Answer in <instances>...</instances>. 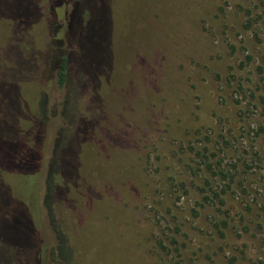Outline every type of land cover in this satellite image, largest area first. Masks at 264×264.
Here are the masks:
<instances>
[{"label":"rangeland","instance_id":"374dc122","mask_svg":"<svg viewBox=\"0 0 264 264\" xmlns=\"http://www.w3.org/2000/svg\"><path fill=\"white\" fill-rule=\"evenodd\" d=\"M38 1L44 51L49 3ZM103 2L86 29L82 8L75 19L70 6L57 9L80 48L77 90L92 84L68 110L55 82L45 88L40 168L28 177L25 133L41 100L30 81L9 76L37 43L0 17L1 87L21 88H1L21 114L0 141V264H67L52 257L48 192L70 264H264V0H115L112 25ZM110 52L115 65L102 74ZM67 120L58 165L54 142ZM50 166L63 170L57 189L47 185Z\"/></svg>","mask_w":264,"mask_h":264},{"label":"trees","instance_id":"16d2710c","mask_svg":"<svg viewBox=\"0 0 264 264\" xmlns=\"http://www.w3.org/2000/svg\"><path fill=\"white\" fill-rule=\"evenodd\" d=\"M99 1L100 0H48L50 18L47 19V22L50 32L49 33L50 41L46 49L42 51V45L40 42L42 37L41 31L43 24L46 21V16L44 15L43 12L44 10L39 6V1L14 0V2H19L20 4H22V6H18L16 4H13L12 0H0V17L11 20L14 23V28L16 31L17 30H19L20 32L28 31L29 34L33 33L36 41L35 43H37V46L35 44L34 53L31 56L32 58L30 57L28 59H25L24 57L21 58L19 56L18 58H16L17 61L16 65L18 66L17 69L19 68L18 70L17 69L16 70L18 72H16V70L12 71V73H10L11 75L9 76L10 79H13L14 81L21 80L23 77V80L19 85L24 83V79L26 81H30V83L32 84L31 87L34 88L36 94H39L41 100L40 112L38 114V117L37 118L33 117L29 120L33 122V125L28 130V132L25 133L28 134L29 140L26 142L25 145L26 164H24L23 166L21 172L22 176H27V177L34 176L37 174L40 168L41 155L39 150L45 140V134H46L45 106H47L49 99L48 91L45 88L49 87L55 82L58 85V87L61 90H63L66 94L63 108L66 107V109L68 110V99L70 97L71 98L74 97L76 101V98L79 95H81L86 88L90 87V84H92L91 81L85 78L83 79V81H81V84L83 86L80 88V91L77 90L78 84L76 83V81L77 79L81 80L79 74L80 67L76 61L80 48H77L78 46L75 45L74 43V40H76V38L74 37V35H72L71 28L67 26L66 30L64 31V26L61 25L62 23H60L57 9H59V7L63 8L64 6H70L71 11L69 13V16L75 19L76 14H78L79 12V9L82 8L83 11L82 25L86 29L87 27L92 26L94 20L97 19L94 9H96V5H97L96 3H98ZM123 3H126L127 7L131 6V4L129 5V0H124ZM114 4H115V0H104L102 4L105 10L104 22L109 23L111 21V25L114 18L113 15L116 12L114 11ZM24 11H26L27 14L33 11L34 14L31 17L27 15L28 19L23 16L17 15L18 12L20 13ZM25 24L28 25L27 28ZM73 34H74V30H73ZM52 41L54 44L60 45L59 47H57L59 50L58 52L59 57L55 59V61H53V59L51 60L53 56H50L54 53V49L52 48L54 44H52ZM109 43L110 42L108 41V45ZM57 48H55V50ZM112 55L113 54H111L110 52V56H109L110 64L106 63L105 65H101V67L99 66V68H101L102 74L105 68L112 70V66L115 65V59ZM29 67H33V70L32 72L29 71L30 75H26L28 71L25 72V70L30 69ZM36 70H39L40 73L36 72ZM101 80L102 77L100 76L99 78L100 83ZM11 83L12 80L8 84L2 85V87L0 83V115L1 117H3V119L0 120V141H2V145H3V138H8V136L13 134L15 128H17L18 117L21 114V112H19L17 109L18 104L14 102L11 103V99L9 96L4 101L1 98V88L5 86L14 85L15 88H17V90L21 91V88L18 87L16 82L14 84ZM87 83L89 84V86ZM45 84L48 86H45ZM78 92L80 93L77 95L76 93ZM2 110L5 113V115L2 113ZM40 115L41 118H39ZM71 128H73V124H71V122L67 120V126L61 128L57 133L54 142L52 159H55V161L57 160L58 165H59L58 157L64 146L62 139L64 141L63 137L65 132L67 130L69 131ZM52 165L53 164H51V166ZM51 166L49 167L48 170L47 185H49L48 186L49 188L53 187L57 189L58 188L57 179L59 178V176L61 177V173L63 172V170H61L60 172L59 169L56 168V166H55V170H52ZM205 168L212 172H214L215 170V168L212 166V163H207ZM48 193L46 194L49 196ZM47 197L44 199V204L47 210L49 211L52 225L57 237V247L53 250L52 257L53 259L59 260L63 263L70 264L72 261L74 262V257H75L74 249L72 248V244L68 238L67 233L61 230L57 220L55 221L53 214L54 206L58 199H55L51 204H48ZM214 198L221 199L218 193H214ZM159 246L165 251L168 250V247L165 245L163 240L159 241ZM66 250L71 253L70 261L68 259L66 260L61 253Z\"/></svg>","mask_w":264,"mask_h":264}]
</instances>
